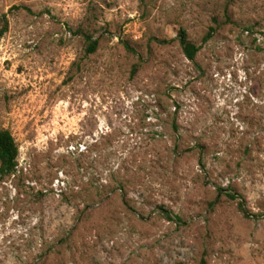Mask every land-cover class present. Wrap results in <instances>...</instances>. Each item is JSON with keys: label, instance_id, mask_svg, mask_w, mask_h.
I'll list each match as a JSON object with an SVG mask.
<instances>
[{"label": "rangeland", "instance_id": "374dc122", "mask_svg": "<svg viewBox=\"0 0 264 264\" xmlns=\"http://www.w3.org/2000/svg\"><path fill=\"white\" fill-rule=\"evenodd\" d=\"M4 14L0 127L19 157L0 178V264H264V0Z\"/></svg>", "mask_w": 264, "mask_h": 264}, {"label": "trees", "instance_id": "16d2710c", "mask_svg": "<svg viewBox=\"0 0 264 264\" xmlns=\"http://www.w3.org/2000/svg\"><path fill=\"white\" fill-rule=\"evenodd\" d=\"M0 40L4 37L9 29V21L7 15L4 14L0 19ZM213 33L209 32L207 38L211 37ZM84 36L87 40V53H95L99 48V40L94 39L91 33L85 32ZM180 43L190 59H195L200 47L197 46L188 37L186 30L181 29L179 32ZM19 146L12 132L9 129L0 127V178L15 174L18 168ZM233 199L237 198L234 193H228ZM163 214L168 220H182L178 214H171L167 210H163ZM202 264H207L204 259Z\"/></svg>", "mask_w": 264, "mask_h": 264}]
</instances>
